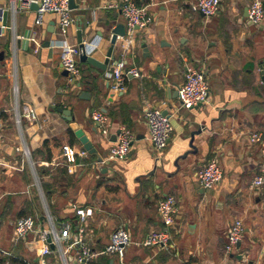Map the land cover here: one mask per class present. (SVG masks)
Wrapping results in <instances>:
<instances>
[{
    "label": "crops",
    "instance_id": "1",
    "mask_svg": "<svg viewBox=\"0 0 264 264\" xmlns=\"http://www.w3.org/2000/svg\"><path fill=\"white\" fill-rule=\"evenodd\" d=\"M75 1L67 39L79 44L81 27L86 53L104 62L113 29L119 24L126 29L122 0ZM142 2L152 22L138 29L129 45L118 36L111 60L125 59L141 77H128L124 89L115 92L105 77L111 62L103 70L78 56L79 76L63 69L62 51L55 46L62 38L58 14L45 13L37 26L35 9L17 11L12 0H1L0 158L10 166H0V264H37L36 239L66 224L68 235L47 257L51 264H79L81 228L97 253L86 264L264 262V188L251 186L264 170V140L249 138L264 130V21L249 22L245 9L251 0H221L211 18L192 11V0ZM188 67L204 70L209 85L208 101L191 109L180 105L177 94ZM59 107L71 110L73 119ZM153 107L173 113L174 130L159 161L145 118ZM26 108H34L38 118L18 125L16 114ZM97 110L108 116L104 126L92 119ZM73 123L97 153L84 148ZM122 126L134 133L131 151L125 159H108ZM70 148L74 161L65 154ZM212 158L224 175L206 189L197 175ZM168 195L178 204L168 247L133 244L124 262L100 254L120 228L138 242L162 229L157 206ZM76 207H92L94 214L82 222ZM26 216L34 219V231L16 239V222ZM237 219L244 223L243 237L227 254V233Z\"/></svg>",
    "mask_w": 264,
    "mask_h": 264
},
{
    "label": "built area",
    "instance_id": "2",
    "mask_svg": "<svg viewBox=\"0 0 264 264\" xmlns=\"http://www.w3.org/2000/svg\"><path fill=\"white\" fill-rule=\"evenodd\" d=\"M32 3L38 4L36 10L37 16L35 25H42L43 15L47 12H53L59 15L60 33L62 38L55 42V46L62 51L61 64L73 77L80 74L77 57L85 50L79 44H72L67 39L70 26L74 23L70 0H12V8L14 10L29 9ZM112 6V5H110ZM118 6V5H116ZM221 0H192L190 8L194 12L203 14L206 18L215 16L220 11ZM0 9L2 4L0 0ZM120 9L126 20V33L123 38L127 39L128 45L132 42L133 37L138 29H144L152 22L147 6L138 5L134 0H122ZM248 20L254 25H259L264 21V6L263 0H251L248 5ZM138 27V28H137ZM36 44V50L40 46L39 41L35 36L31 37ZM86 51V50H85ZM112 85L113 91H121L125 87V81L128 77H141L139 68L128 65L125 59L112 61L109 68L105 71ZM178 99L180 105L184 108L191 109L199 104L205 103L209 99V85L207 76L204 70L196 67H188L185 74L184 82L178 86ZM161 107H153L146 110L145 118L148 124L150 139L153 144V149L156 161L162 158L163 152L167 147L174 126L172 123L173 113ZM38 115L34 108H26L24 112L16 114V122L21 125L23 120L35 121ZM94 122L100 126H104L108 120V116L103 111L97 110L92 114ZM106 133V129H103ZM251 142H261L264 140V130H256L250 134ZM134 133L127 127L122 126L117 133L116 141L108 153V159H125L131 151L134 142ZM27 153L26 149H23ZM66 156L69 161L75 160L76 152L70 148L66 151ZM103 161V159H102ZM101 162V161H100ZM0 166H10L0 158ZM69 171L74 173L73 164H69ZM223 169L217 158H212L198 172V181L204 188L214 187L223 178ZM252 187L264 188V170L261 174L254 177L251 183ZM2 195H0V203ZM158 212L162 219L163 228L153 230L148 233L140 242L133 240L130 232L126 228L116 230L112 235L109 244L100 252V254L117 255L121 262H124V256L127 248L133 244L143 246H158L168 247L172 239V229L175 226V216L178 212L177 199L173 195H168L162 198L158 203ZM76 214L82 222H86L90 216L94 214L92 207H76ZM35 221L31 216L22 217L17 220L15 225V238L20 239L34 231ZM70 225L66 224L59 231H53L52 242L59 244L64 237L68 235ZM244 233V223L241 219L235 220L229 227L227 233V243L225 247L226 253H231L235 250ZM48 232H43L35 241V247L38 251L37 264H51L47 257L53 252L50 243L47 241ZM80 250L77 255L79 264H86L97 253L92 251V247L86 240L88 235L84 228L80 229ZM260 264H264L260 263Z\"/></svg>",
    "mask_w": 264,
    "mask_h": 264
},
{
    "label": "water",
    "instance_id": "3",
    "mask_svg": "<svg viewBox=\"0 0 264 264\" xmlns=\"http://www.w3.org/2000/svg\"><path fill=\"white\" fill-rule=\"evenodd\" d=\"M32 9L37 10L38 9V4L36 3H32L30 6ZM70 7L71 9H75L78 7L77 3L75 0H70ZM246 11V15H248V7L245 9ZM7 13L5 14L6 17ZM6 22V21H4ZM138 28V27H137ZM126 33V29L124 24H119L117 27H115L112 31V36H111V46L109 48V51L107 53L106 59L104 60V62H101L99 60H97L96 58H94L93 56H90L86 53V51L84 50L82 52V54H80V59L83 62H89L92 65H95L103 70L107 69V67L109 66L112 58H113V49L115 47V44L117 42L118 36H124ZM31 36V30L27 31V33L24 36V41L23 44L24 45H28L29 43V38ZM78 42L81 48H84V44H83V39H82V30L81 27L79 28L78 31ZM143 47L146 49V42H143ZM67 72V71H66ZM68 73V72H67ZM261 74H262V82H263V87H264V64L261 65ZM74 84L76 83L77 86H80V82H73ZM88 93V92H87ZM90 94V93H88ZM178 94V91H177ZM81 96H84V93H82ZM104 111H107L106 108L103 109ZM59 111H61L65 118L68 120H72V113L71 110L69 109H63L61 107H59ZM165 113L168 112V109L164 110ZM73 128L75 130V135L77 136V138L80 140V142L83 144L84 148L90 153H97V149L94 147V144L90 141L89 137L85 134L84 130L82 128H80L78 125H76L75 123H73ZM114 140H116V136L114 137ZM98 161H102V157L98 158ZM48 243H50L51 248L55 249L56 246L55 244L52 242V235L49 234L48 238H47ZM239 259L243 258V255H238L237 256Z\"/></svg>",
    "mask_w": 264,
    "mask_h": 264
},
{
    "label": "trees",
    "instance_id": "4",
    "mask_svg": "<svg viewBox=\"0 0 264 264\" xmlns=\"http://www.w3.org/2000/svg\"><path fill=\"white\" fill-rule=\"evenodd\" d=\"M138 5H144L145 3L142 2V0H135ZM263 6H264V0H263Z\"/></svg>",
    "mask_w": 264,
    "mask_h": 264
}]
</instances>
